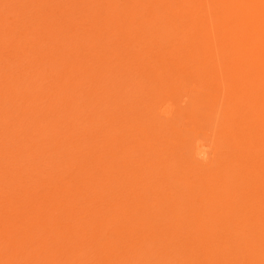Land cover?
<instances>
[{
	"label": "rangeland",
	"instance_id": "rangeland-1",
	"mask_svg": "<svg viewBox=\"0 0 264 264\" xmlns=\"http://www.w3.org/2000/svg\"><path fill=\"white\" fill-rule=\"evenodd\" d=\"M82 1L68 3H73L71 7H74ZM62 3L63 0H0V198L6 201L4 211L23 207L20 204L22 195L17 189L24 182L23 191L30 184V191H35V181L39 185L52 181L58 186L62 183L60 179L80 178L76 171L82 169L83 163L95 172L96 177H100L103 170L115 177L99 185L75 188L68 196L58 193L49 202L54 206L58 197L62 204L52 216L55 233L74 236V246L78 245V239L87 240L85 248L73 247L74 251L67 255L72 257V264H205L202 261L205 258L213 264H227L228 255L234 249V238L231 237H238L240 233L236 226L240 195L234 197L233 192H228L233 204L228 203L227 212L218 210L222 205L217 202L212 212L205 202H197L200 198L192 195L189 189L197 174L215 171L208 166L209 169L199 167L205 163L203 152L207 158H215L207 165L210 163L223 169L226 166L224 158L219 156L222 143L217 135L214 139V129L211 130L215 122L203 126L200 119L204 108H199L200 101L195 99L190 106L192 97L184 91L177 98L170 95L173 86L162 87L163 93L168 95L155 104L153 112L145 111L143 105L153 99L154 82H166L167 69L156 75L144 72L145 59L134 51L124 55L120 36L112 35V38L102 34L97 38L98 31L94 26L81 33L86 27L75 26L84 19L81 11ZM95 3L99 12L95 18L99 23L105 5L100 0ZM122 3L124 5L125 1L117 0L113 6ZM43 13L53 19L50 24H57L52 30L47 31L48 22L40 20ZM30 15L36 25L41 24L43 32L35 33L41 31V26L34 32L32 25L31 30L24 33V40L18 25L30 19ZM113 19L111 21H115ZM144 25L136 24L138 30H144ZM77 33H81V38H90L94 47L82 49L83 39L80 40L82 43L71 41L69 36ZM62 41L68 46L63 47ZM73 44L78 50H70ZM65 51L74 55L64 56ZM61 78L67 83L60 84ZM167 105L187 110L185 114L176 109L173 113ZM190 112L195 113V125L187 123L189 117L186 116ZM147 114H151L152 119L148 120ZM150 124L156 126L153 131L156 137L150 138L151 142L147 136L139 135L140 131H147ZM194 127L198 129L194 130ZM176 135H180L178 141L184 140L177 152L163 140L164 136L173 140ZM137 137L142 142L138 143ZM157 149L161 151L157 153ZM234 179L238 182L240 178ZM41 193L52 194L44 188ZM70 197L74 200L72 209L63 206ZM112 204L117 212L122 210L119 215L115 216ZM81 207H88L84 219L71 216ZM137 210L143 215L140 232L121 233L122 229H133ZM196 210L200 217L192 220L189 215ZM154 212L158 213L155 217ZM175 217H178V225ZM95 220L109 222L107 239L101 240L113 251L117 250L109 258L101 253L99 257L94 255L102 243L92 246L89 241L91 230L85 232L86 222ZM111 220L125 226L116 227ZM92 226L96 228L95 223ZM20 233L16 239H22ZM263 237L260 235L257 240ZM38 241L39 237L29 236L23 248L17 243L15 251L9 249L4 260L7 264L9 261L27 264ZM245 248L243 238V245H238L236 250L243 251V256L237 257L232 264L246 263L248 253ZM208 252H216V256L208 255ZM17 253L18 259L15 258ZM41 259L44 260L42 256ZM65 260L63 258L62 262L58 257L56 262L69 264ZM35 263L41 264L40 260Z\"/></svg>",
	"mask_w": 264,
	"mask_h": 264
},
{
	"label": "bare ground",
	"instance_id": "bare-ground-1",
	"mask_svg": "<svg viewBox=\"0 0 264 264\" xmlns=\"http://www.w3.org/2000/svg\"><path fill=\"white\" fill-rule=\"evenodd\" d=\"M68 1L70 3L72 0H63L65 4L62 3V5L67 4L68 8L80 10L84 17L75 24L76 28L86 27L81 33L84 34L88 28L94 26L98 31L97 38H101L102 34L112 38V35L120 36L125 48L124 55H128L131 51H134L136 55L141 53L140 57L145 59L144 72L156 75L167 69V74H164L167 75L166 82H154L153 94H151L153 99H150V103L148 100L145 102L143 105L145 111L153 112L155 104L168 95L163 93L162 87L173 86V89L169 90L171 94L168 93L176 98L182 91L185 95H190L192 97L191 101L189 100L190 106L195 99L200 101L199 108H204L200 121L207 127L215 122L211 130L213 132L214 129V139L217 135L222 143L223 149L219 152V156L224 158L226 166L223 169L215 167L213 163V166L209 165L210 163L207 165L206 163L213 162L215 158H207V154L203 152L205 163L200 164L199 167L208 166L211 167L210 170L213 168L215 171L197 174L194 181L196 183L192 180L193 186L190 185L189 189L192 195L200 198L197 202H205L212 212L215 202L222 205L218 210L227 212L228 203L231 202L228 192H233L234 197L240 195V205L237 208L239 219L236 224L240 233L238 237H231L234 238L233 252L236 255L231 252L226 262L232 264L237 257L242 258L243 251L240 253L236 250L238 245H243L244 238L245 251L248 253L245 264H264V237L257 240L258 236H264V0H124L125 4L122 3L120 6H113L117 0H100L105 6L99 23L95 18L99 14L95 2L99 0H84L74 7H71L73 3L69 4ZM84 6L87 9H84ZM112 17L115 21H111ZM50 19L48 13H43L40 17L43 23L48 22L47 31L57 25L55 22L50 24L49 21L53 20ZM35 22L34 17L30 15V19L19 23L18 28L21 34L24 36L27 30H31L32 25L35 26V32L38 29L37 26H41L40 23L36 25ZM136 24H146V26L144 25V30H138ZM42 32L41 26V31L37 30L35 33L42 34ZM81 33L69 36L71 41L74 39V42L82 43L80 40L83 39L80 45L82 49L94 47L90 38L86 36L81 38ZM111 43L114 44V42ZM61 44L63 47L68 46L64 41ZM24 45L27 46L26 43ZM70 50L76 51L78 47L73 44ZM64 53V56L71 54L70 51ZM51 54L56 55V52ZM143 54L144 57H142ZM77 57L79 55L76 56V60ZM59 81L60 84L67 83L64 78ZM187 104L189 105L188 100ZM167 108L173 113L175 109L178 112L181 111L180 107L177 108L174 105L172 107L167 105ZM186 110L183 109L182 114H185ZM146 116L148 120L152 119L151 114ZM186 118L188 124H196L195 113L190 112ZM150 125L147 131H140L139 135L147 136L151 142L150 138L156 137L153 132L156 126ZM194 128L196 130L197 127ZM179 136L176 135L173 140L164 136L163 140L166 141V146L172 145L171 148L177 152L176 149L184 141H178ZM137 140L138 143L142 142L139 137ZM159 151L161 150H156L157 153ZM81 164L82 169L76 171L80 178L73 176L69 181L60 179L62 183L58 186L52 181H45L46 183H40V185L35 181L33 184V188L36 187L35 191H30L32 184L23 191L21 188L25 186L24 182L21 188L17 189L22 195L20 200L22 208H13L10 212H6L4 211L6 201L0 198V264H7L4 258L8 250L15 251L17 243L20 244V248H23L29 236L39 237V241L37 249L28 258L27 264H36L38 260L41 264H60L61 262H56L58 257L62 262L63 258H66L65 262L73 263L72 257L67 255L74 251L73 247L85 248L87 240L78 239L76 243L78 245L74 246L72 245L76 239L74 236H64V232L55 233L56 229L53 226L55 221L52 220V216L56 210H60L62 204L58 197L54 206L49 205V202L58 193L68 196V192L75 188L99 185L115 177L108 175L109 172L106 170L101 171L100 177H96L95 172H91L87 165ZM219 164L222 163L219 162ZM208 167L206 169H209ZM105 168L106 166L103 167ZM233 177L240 179L237 182ZM126 181H129L127 177ZM260 186L263 187L259 189ZM42 188L47 189L52 196L41 193ZM11 198L13 199L14 196ZM65 201L63 206L72 209L74 200L70 197ZM27 203H29L28 207H26ZM112 205V210L116 212L115 216L119 215L122 210L117 212L115 204ZM87 208L81 207L78 212L73 211L71 216L77 215V218L84 219ZM182 211L185 212L184 209ZM208 212L209 210L206 213ZM153 215L155 217L158 213L154 212ZM189 216L192 220L200 217L198 210L191 212ZM134 218L133 229L127 226L128 228L122 229L121 233L128 230L134 233L140 232L143 215L138 214L137 210L134 212ZM181 219L183 220L184 217ZM177 220L178 217H175L178 225ZM93 223L96 224V228L92 226ZM93 223L86 222L84 229L86 233L91 230L89 241L92 246H98L101 245L102 239H107L109 222L95 220ZM111 224L116 227L125 226L114 220H111ZM19 230L22 231L19 232L21 240L16 239L19 234L16 232ZM140 238H142L141 234ZM65 239L69 240L65 242L63 241ZM116 251H113L108 244L102 243V246L95 249L94 255L99 257L101 253L102 256L109 258ZM16 255L15 258L18 259L20 255L18 253ZM208 255L216 256V252H208ZM202 261L205 264H213L207 258ZM11 262L8 263L11 264Z\"/></svg>",
	"mask_w": 264,
	"mask_h": 264
}]
</instances>
